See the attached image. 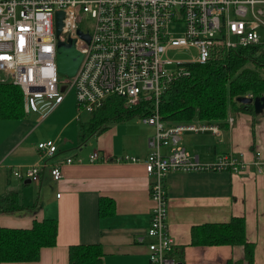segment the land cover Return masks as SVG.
I'll return each instance as SVG.
<instances>
[{
    "label": "built area",
    "instance_id": "built-area-1",
    "mask_svg": "<svg viewBox=\"0 0 264 264\" xmlns=\"http://www.w3.org/2000/svg\"><path fill=\"white\" fill-rule=\"evenodd\" d=\"M59 11L64 13L60 38H75L83 53L73 76L58 71ZM79 29L89 33V41ZM258 44L264 45V0H0V79L21 87L27 111L40 107L48 113L62 91L72 88L79 121L112 95L123 97L127 108L147 103L149 113L141 118L156 130L148 140L149 154L114 158L142 163L151 177L150 264H180L168 228L166 176L179 170L237 174L247 167V161L233 153L220 154L210 163L192 155L180 143L182 133L211 131L220 136V126L202 120L168 124L160 113L162 98L172 81L189 74L188 65L218 59L229 48ZM174 51L188 57L174 59ZM227 121L233 124L232 117ZM37 148L43 160L24 170L13 168L15 176L39 184L43 170L50 167L53 179L59 180L63 162H74L72 157L51 161L59 149L53 139L40 141ZM260 155L257 150L255 165L262 170ZM89 158L105 160L98 150Z\"/></svg>",
    "mask_w": 264,
    "mask_h": 264
},
{
    "label": "crops",
    "instance_id": "crops-1",
    "mask_svg": "<svg viewBox=\"0 0 264 264\" xmlns=\"http://www.w3.org/2000/svg\"><path fill=\"white\" fill-rule=\"evenodd\" d=\"M25 113L19 120H0V206L12 207L11 211L0 212V225L30 228L34 220L55 218L57 243L43 248L37 261L0 264H68L69 246L79 243L101 244L104 264H150L148 244L152 239L147 230L154 206L151 177L142 163L116 161L114 157L130 154L144 158L150 152L151 136L132 129V120L115 122L92 136L95 143L87 141L93 149L85 151L86 142L67 152L69 146L61 136L79 124L76 116L57 122V127L50 120L55 114L40 107L25 109ZM230 117L231 126L228 121L227 128L218 124L220 136L211 131H186L180 143L204 163L213 162L223 153L243 157L247 167L241 173L179 170L165 178L168 228L177 242L176 249L183 252L185 264H225L228 259L234 264H248L243 245L191 243L194 225L226 222L232 216L245 218L247 240L255 244L254 264H264V164L262 170L255 165L257 150L264 160V111L254 126L252 114L237 111ZM48 139L55 140L59 147L51 161L74 158L72 163L63 162V176L53 179L50 167L43 170L39 184L15 176L13 168L24 170L43 160L37 144ZM96 150L104 161H90V154ZM168 150L163 148L164 152ZM101 197L113 200L106 204L104 216L99 211Z\"/></svg>",
    "mask_w": 264,
    "mask_h": 264
},
{
    "label": "trees",
    "instance_id": "trees-1",
    "mask_svg": "<svg viewBox=\"0 0 264 264\" xmlns=\"http://www.w3.org/2000/svg\"><path fill=\"white\" fill-rule=\"evenodd\" d=\"M188 75L172 81L162 98L160 113L168 124H180L194 120L210 121L227 128V118L237 111L253 115L257 113L252 103L238 98L252 95L264 98V45H249L227 49L218 59L188 65ZM125 99L110 96L104 106L79 121L78 143L84 145L92 136L101 134L111 123L131 120L149 113L147 103L127 108ZM26 116L25 99L20 86L0 79V120H19ZM113 200L101 197L99 211L107 214L106 204ZM17 206H13L16 209ZM12 207H1L11 211ZM58 236V220L45 218L34 220L30 228H9L0 225V262H32L39 260L45 247L55 246ZM193 245H243L248 264L255 262V244L246 237V220L232 216L226 222H207L191 228ZM181 264H185L181 249ZM101 244H72L69 246L68 264H104ZM225 264H234L228 259Z\"/></svg>",
    "mask_w": 264,
    "mask_h": 264
},
{
    "label": "rangeland",
    "instance_id": "rangeland-1",
    "mask_svg": "<svg viewBox=\"0 0 264 264\" xmlns=\"http://www.w3.org/2000/svg\"><path fill=\"white\" fill-rule=\"evenodd\" d=\"M64 37V36H63ZM171 57L174 59H185L188 57V54L185 52H171ZM172 67H174V65H172ZM57 98V97H56ZM50 114H55L54 116L51 115L50 120H54V123L57 125V122H61L64 119H68L72 118L73 116H76V114L78 113V109L76 106V91L74 88L72 89H66L65 91H62L61 95L55 100L54 105L52 106V108L49 110ZM48 114V115H50ZM86 116H89V114H87L86 112H84L82 114V118H86ZM132 122L129 124L130 127L136 131H139L141 133H143L144 135H148L149 137L153 136L155 133V127L153 125H150L148 123H145L141 117H135L133 119H131ZM76 122V121H75ZM74 122V123H75ZM124 122V121H121ZM77 124L75 123L73 126V128H68L62 137L63 142L67 143L69 146V149L67 152H70L72 150L77 149V147L79 146L78 143V137H77V132H78V128H77ZM79 125V124H78ZM120 125H123L120 124ZM107 129V128H106ZM89 142H94L95 143V138L91 137L89 139ZM89 142H87L88 144L84 145V150L85 151H89L90 149H93L90 147ZM66 153V152H65Z\"/></svg>",
    "mask_w": 264,
    "mask_h": 264
},
{
    "label": "water",
    "instance_id": "water-1",
    "mask_svg": "<svg viewBox=\"0 0 264 264\" xmlns=\"http://www.w3.org/2000/svg\"><path fill=\"white\" fill-rule=\"evenodd\" d=\"M63 18L64 13L62 11H59L57 14L56 22V35L59 38L57 45L58 71L59 73L66 76H73L76 74L82 62L83 53L80 49L77 48L75 38H68L67 40H63L60 38L63 28ZM78 33L87 41H89V33H84L80 29L78 30ZM238 100L244 103H252L257 113H262L264 111V98L253 99L252 97L244 96L238 98Z\"/></svg>",
    "mask_w": 264,
    "mask_h": 264
}]
</instances>
